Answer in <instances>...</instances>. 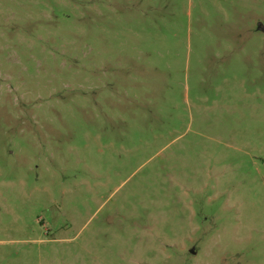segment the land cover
Masks as SVG:
<instances>
[{"label":"rangeland","instance_id":"obj_1","mask_svg":"<svg viewBox=\"0 0 264 264\" xmlns=\"http://www.w3.org/2000/svg\"><path fill=\"white\" fill-rule=\"evenodd\" d=\"M0 264H264V0H0Z\"/></svg>","mask_w":264,"mask_h":264}]
</instances>
